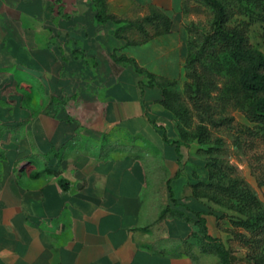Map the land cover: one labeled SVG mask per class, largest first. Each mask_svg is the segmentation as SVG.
<instances>
[{
  "label": "crops",
  "instance_id": "crops-1",
  "mask_svg": "<svg viewBox=\"0 0 264 264\" xmlns=\"http://www.w3.org/2000/svg\"><path fill=\"white\" fill-rule=\"evenodd\" d=\"M62 1L52 10L49 0H0V264H201L195 226L160 219L169 206L184 211L185 199L199 211L178 121L157 102L159 88L113 60L147 68L130 49H154L177 67L184 34L174 24L126 46L116 29L105 32L94 0ZM124 1L169 13L179 2ZM163 71L151 72L173 78Z\"/></svg>",
  "mask_w": 264,
  "mask_h": 264
},
{
  "label": "rangeland",
  "instance_id": "rangeland-1",
  "mask_svg": "<svg viewBox=\"0 0 264 264\" xmlns=\"http://www.w3.org/2000/svg\"><path fill=\"white\" fill-rule=\"evenodd\" d=\"M49 1L52 10L63 8L62 0ZM178 1L170 13L164 11L184 34L183 63L176 67V63L167 59L154 58V49L150 50V57L143 55L146 52L142 48L130 49V53L147 60L150 71L161 74L170 70L167 74L173 78L164 77L177 81L167 91L172 93L170 101L180 109L177 121L186 133L184 169L192 168L200 182L221 186L239 178L262 204L250 205L249 199L231 196L217 188L202 189L203 196L199 198L192 196L194 206L206 219L210 235L220 240L230 253V260L225 262L217 255L199 250L201 264H254L251 254L257 247L248 240L255 235L241 221L264 219V120L255 114V98L240 85L242 67L230 59L226 43L217 32L216 16L222 8L227 17L224 29L244 32L250 45L264 53V0ZM149 6L113 0L108 9L125 19L136 20L148 14ZM103 25L105 32L118 27L111 21ZM79 40L75 37L73 41L76 72L81 67ZM187 46L192 58L186 62ZM103 55L108 66L111 54L104 51ZM188 203L191 200L183 201V210L191 215L193 210Z\"/></svg>",
  "mask_w": 264,
  "mask_h": 264
},
{
  "label": "trees",
  "instance_id": "trees-1",
  "mask_svg": "<svg viewBox=\"0 0 264 264\" xmlns=\"http://www.w3.org/2000/svg\"><path fill=\"white\" fill-rule=\"evenodd\" d=\"M94 3L97 8L98 20L104 22L111 21L118 25L115 31V37L124 40L126 46L144 45L156 37L171 34L174 30V21L172 18L163 9L155 5H150L148 7L149 12L144 18L128 20L114 13H110L107 0H94ZM226 18L224 11L220 8L216 16L217 32H219V35L222 36L226 43L230 59L242 67L239 80L240 85L255 98V114L259 119L264 120V53L257 51L250 45L248 37L244 32L226 31L224 29L225 22L227 21ZM189 51L190 48L187 46L186 62L190 61L192 58ZM113 60L117 63L131 64L137 73L145 74L148 79L146 86L150 88L157 87L161 90V98L157 102L165 109L169 110L177 119L180 109L177 108L176 104L170 101L172 93L167 91V87L177 84L176 80L151 72L141 66L135 58L128 57L124 54L120 56L114 54ZM179 135L180 143L186 142V133L181 129L180 125ZM215 184L210 181H198L192 185L193 196L199 198L202 195V189L210 190L212 188H217L223 193H227L231 196L249 199L252 202L249 203L250 205L254 203H256L258 207L262 205L253 190L239 178L230 180L228 186ZM170 192L171 200L177 205L178 201L174 198L171 189ZM192 212L193 215H190L186 211L173 209L169 206L162 211L160 219L173 216L192 223L195 226V231L191 237L195 240L199 250L204 254L217 255L222 261H229V251L220 240L210 235L206 219L202 217V213L195 210ZM241 224L247 229H251L253 235H255V237L253 236V240L252 238L248 240L249 244L253 242L257 247V249H254L253 254H251L254 264H264V247H262L264 244L260 246L262 242L264 243V219L259 218L254 222H251L249 219L241 221ZM184 246L187 254L196 259V255L192 252L194 245L188 240H185Z\"/></svg>",
  "mask_w": 264,
  "mask_h": 264
}]
</instances>
